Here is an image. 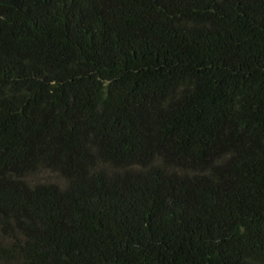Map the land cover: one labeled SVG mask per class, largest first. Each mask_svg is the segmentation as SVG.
<instances>
[{
    "label": "trees",
    "instance_id": "1",
    "mask_svg": "<svg viewBox=\"0 0 264 264\" xmlns=\"http://www.w3.org/2000/svg\"><path fill=\"white\" fill-rule=\"evenodd\" d=\"M0 264H264V0H0Z\"/></svg>",
    "mask_w": 264,
    "mask_h": 264
},
{
    "label": "rangeland",
    "instance_id": "2",
    "mask_svg": "<svg viewBox=\"0 0 264 264\" xmlns=\"http://www.w3.org/2000/svg\"><path fill=\"white\" fill-rule=\"evenodd\" d=\"M2 243H3V241L0 240V244H2Z\"/></svg>",
    "mask_w": 264,
    "mask_h": 264
}]
</instances>
